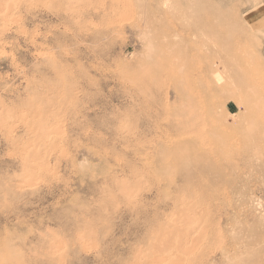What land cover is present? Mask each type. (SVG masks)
Masks as SVG:
<instances>
[{
    "label": "rangeland",
    "instance_id": "374dc122",
    "mask_svg": "<svg viewBox=\"0 0 264 264\" xmlns=\"http://www.w3.org/2000/svg\"><path fill=\"white\" fill-rule=\"evenodd\" d=\"M0 264H264V0H0Z\"/></svg>",
    "mask_w": 264,
    "mask_h": 264
}]
</instances>
